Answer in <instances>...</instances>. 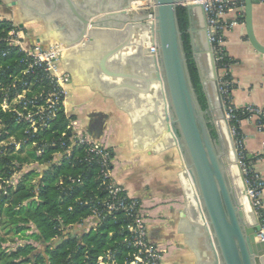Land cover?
I'll list each match as a JSON object with an SVG mask.
<instances>
[{"label": "crops", "instance_id": "1", "mask_svg": "<svg viewBox=\"0 0 264 264\" xmlns=\"http://www.w3.org/2000/svg\"><path fill=\"white\" fill-rule=\"evenodd\" d=\"M90 1L99 9L93 18L96 20L121 14L128 0ZM144 1L132 0L133 8L127 10L130 17L140 13L138 7ZM105 5L119 9L107 11ZM0 11L30 27L31 40L47 31L46 26L27 19L19 0H0ZM224 20L238 21L222 33V45L231 59L232 102L238 109L255 106L264 111V53L249 39L245 0L230 7ZM252 24L257 40L264 45L263 1L253 0ZM91 29L89 25L88 31ZM94 29L98 31L97 38L90 40L86 34L76 43V49L61 60V70L72 77L68 85L69 117L95 140L108 141L116 180L129 198L141 202L148 211L150 240L158 246H168L162 264H208L211 256L204 252L202 222L192 201V180L183 155L163 126L168 116L167 103L162 99L163 84L150 71L147 54L140 48L149 38V28L135 27L130 33L129 24L123 23ZM40 41L49 45L59 40L47 42L42 37ZM106 55V70L120 75L108 74L101 67ZM258 123L257 117L244 118L240 130L250 166L264 182V130ZM260 198L264 206V189ZM92 227L86 222L77 224L74 230L87 232Z\"/></svg>", "mask_w": 264, "mask_h": 264}, {"label": "water", "instance_id": "2", "mask_svg": "<svg viewBox=\"0 0 264 264\" xmlns=\"http://www.w3.org/2000/svg\"><path fill=\"white\" fill-rule=\"evenodd\" d=\"M131 2L128 0L121 7V14L96 20L93 18L99 9L90 0H47V4L45 0H19V5L28 20L46 26L47 31L39 40L43 37L47 42L56 39L65 44L67 49L61 60L76 49V43L86 34L90 40L97 38L98 31L94 28L117 27L123 23L129 24L130 33L135 27L149 28V38L140 48L147 54L150 71L163 84L162 99L168 108L163 126L183 155L186 172L192 180L191 200L202 222L204 252L211 256L208 264H264V239L258 238L260 220L248 193L226 117L203 5L196 0H151L153 8H143L138 15L130 17L127 10H132ZM252 3L253 0H245L247 33L254 47L264 53V45L254 34ZM180 6L189 12L190 44L207 100L206 109L192 80L178 18ZM104 7L107 11L119 9ZM150 11L154 20H149ZM68 31L72 34L68 35ZM152 47L156 50L152 51ZM106 60L107 55L101 63L105 72L120 75L106 70Z\"/></svg>", "mask_w": 264, "mask_h": 264}, {"label": "built area", "instance_id": "3", "mask_svg": "<svg viewBox=\"0 0 264 264\" xmlns=\"http://www.w3.org/2000/svg\"><path fill=\"white\" fill-rule=\"evenodd\" d=\"M196 1L203 5L206 13L209 38L217 62L222 59L220 48L223 46L224 29L238 23L224 20V15L233 5L243 4V0ZM141 7L153 8V4L151 0H146ZM148 17L149 20H154V13L150 11ZM32 34L30 27L21 26L15 19L6 17L0 11V202L4 206L9 205L10 199L3 202V196L11 198L31 171L35 170L42 177L44 169L48 167L46 163L60 164L64 160H70L74 149L83 147V160L90 165H97L99 187L105 192L103 199L95 197L88 201L92 203V214L83 223L92 224L93 229L106 216L117 212L123 211L129 217L124 231V243L131 248V253L120 263L118 251L110 248L98 257V264H162L169 250L168 246H158L150 240L148 211L141 202L129 198L124 187L116 180L115 160L108 141L95 140L79 129L73 119H70L66 130L57 139L48 140L43 137L60 113L69 117L68 85L72 82V77L63 72L60 66L67 49L65 44L54 42L44 45L39 39L31 40ZM151 49L156 50L155 47ZM229 84L230 81L219 76L226 117L245 174L248 193L260 220L258 238L264 239V206L260 198L264 182L252 168L247 167L243 139H236L239 132L231 125L234 121H240V115H245L246 118L257 117L260 129L264 130V111L255 106H247L240 111L231 97L226 105ZM50 148H54V151L49 162L30 157V152L40 156ZM18 155L29 158V161H18L15 158ZM78 156L76 155L77 158ZM31 181L35 182L34 179ZM26 203L27 200L24 201ZM33 231L35 229L32 227L30 233Z\"/></svg>", "mask_w": 264, "mask_h": 264}, {"label": "trees", "instance_id": "4", "mask_svg": "<svg viewBox=\"0 0 264 264\" xmlns=\"http://www.w3.org/2000/svg\"><path fill=\"white\" fill-rule=\"evenodd\" d=\"M178 18L189 58L192 80L199 100L206 109L207 100L190 44L191 36L188 32L190 16L185 6L178 8ZM220 52L222 59L216 62L218 74L226 81H230L227 86L228 99L225 98L227 105L229 97L232 98L233 89L229 71L231 59L223 46ZM12 61L13 59L9 62L12 63ZM71 118L63 112L60 113L52 123L51 129L44 133L43 137L48 140L57 139L66 130ZM244 118H246L245 115H240V121L231 123L239 132L236 139L242 138L240 122ZM213 134L215 135L214 131ZM53 151L54 148H50L40 156L30 152V157L34 160L49 162ZM244 153L247 167L251 168L245 150ZM76 155H79L78 158ZM84 155L83 147L75 148L70 160H64L60 164L46 163L48 167L44 169L42 177H39L35 170L31 171L13 192L11 198L3 196V202L10 199V203L4 206L0 202V227L19 235L31 230L33 225L35 231L30 237L40 246L35 245L33 241H27L20 243L15 249L8 250L6 247L2 248V243L7 240L5 236H2L0 237V264H98V257L110 248L118 251L117 258L120 263L129 256L132 250L124 243V231L129 223V217L123 211L106 216L96 228L87 232L78 233L74 230V226L83 223L92 214V203L88 201L95 197L97 199L105 197V192L99 187V168L97 165L84 162ZM15 158L20 162L29 161V158L19 155ZM32 179L35 182L32 183ZM26 200L27 203L24 204ZM30 223L32 225H29Z\"/></svg>", "mask_w": 264, "mask_h": 264}, {"label": "rangeland", "instance_id": "5", "mask_svg": "<svg viewBox=\"0 0 264 264\" xmlns=\"http://www.w3.org/2000/svg\"><path fill=\"white\" fill-rule=\"evenodd\" d=\"M29 225L32 224L30 223ZM0 229V237L5 236L7 239L2 243V248L6 247L8 250H12L15 249L20 243H26L27 241H33L35 245L40 246L38 242L32 240V237H30V230L26 231L25 234L15 235L13 231H9L7 228H2L1 226Z\"/></svg>", "mask_w": 264, "mask_h": 264}, {"label": "bare ground", "instance_id": "6", "mask_svg": "<svg viewBox=\"0 0 264 264\" xmlns=\"http://www.w3.org/2000/svg\"><path fill=\"white\" fill-rule=\"evenodd\" d=\"M138 8H140V7H138ZM140 9H142V8H140Z\"/></svg>", "mask_w": 264, "mask_h": 264}]
</instances>
